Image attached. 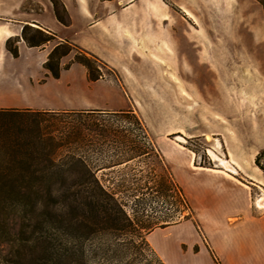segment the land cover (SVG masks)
I'll return each mask as SVG.
<instances>
[{
    "label": "rangeland",
    "instance_id": "1",
    "mask_svg": "<svg viewBox=\"0 0 264 264\" xmlns=\"http://www.w3.org/2000/svg\"><path fill=\"white\" fill-rule=\"evenodd\" d=\"M158 1L166 11L159 24L162 41L140 44L142 57L125 65L101 59L94 64L96 80L77 61L75 48L60 58L58 77L46 69L48 56L42 62L34 48L75 44L52 30L55 38L43 46L22 51L18 46V56L8 50L13 60L1 67L0 91L13 90L18 104L131 111L22 108L7 117L26 147V161L69 164L70 180L84 173L73 164H85L133 221L127 230L95 231L89 221L94 212L76 210L75 195L53 190L51 264L165 263L158 244L186 239L194 226L201 233L192 192L205 175L247 184L253 207L264 213L258 205L264 172L255 164L264 150V9L257 0ZM61 2L69 25L71 15ZM51 10L55 14L52 2ZM86 145L97 146L92 162L83 159ZM253 178L261 181L258 186ZM23 190L29 201L37 199L33 187ZM31 209H25L29 216ZM184 225L189 234L179 228ZM31 229L32 224L26 227ZM25 245L26 264L33 259L34 241ZM168 254L174 257L170 247Z\"/></svg>",
    "mask_w": 264,
    "mask_h": 264
},
{
    "label": "crops",
    "instance_id": "2",
    "mask_svg": "<svg viewBox=\"0 0 264 264\" xmlns=\"http://www.w3.org/2000/svg\"><path fill=\"white\" fill-rule=\"evenodd\" d=\"M63 2L71 15L69 25L62 24L56 18L51 10L50 0H0V74L2 73L3 79L4 69L1 67L13 60L6 47L7 40L17 38L21 51L30 50L22 37L25 24L52 30L62 40H69L111 64L119 62L125 65L138 60L143 54L140 44L150 46L163 39L159 24L166 20V11L158 0ZM34 49L39 50L44 62L51 51V43ZM0 92V109L33 108L45 112L129 111L40 109L18 104L17 99H13L16 97L13 90ZM85 148L88 150L83 159L85 158V162H92L89 158L93 157L94 148L97 149V146L86 145ZM193 167L198 168L196 165ZM210 170L222 171L212 168ZM252 180L256 183H251L256 186L261 182L257 178ZM239 183L208 175L193 183L195 189L192 192V205L201 233L194 226L192 235H188L186 239L169 243L162 241L158 244L159 254L165 264H264V213H258L253 207L247 189L250 186L240 181ZM179 228L189 234L188 226ZM169 247L174 252V257L169 256Z\"/></svg>",
    "mask_w": 264,
    "mask_h": 264
},
{
    "label": "trees",
    "instance_id": "3",
    "mask_svg": "<svg viewBox=\"0 0 264 264\" xmlns=\"http://www.w3.org/2000/svg\"><path fill=\"white\" fill-rule=\"evenodd\" d=\"M55 9L57 19L64 25L69 21L59 11L61 0H50ZM264 9V0H257ZM63 10L65 11V7ZM22 37L30 47H40L55 38V34L40 27L25 24ZM19 39L10 38L6 42L7 49L18 56ZM64 44L67 47H62ZM77 49L75 56L84 64L93 80L97 77L95 63L102 62L97 56L70 42H59L50 51L44 63L46 69L59 76V60ZM87 55H90L88 57ZM19 112L14 108L0 109V264H25L24 250L26 241H34L33 259L26 264H51V193L71 192L75 195L73 206L85 213L94 212L89 218L92 228H110L117 231L129 229L133 221L118 201L114 192H110L101 183L90 167L78 162L73 164L78 172H83L74 179H69L66 172L70 167L66 163L50 162L48 164H32L23 158L27 154L24 143L15 135L8 122L9 115ZM131 111H126L130 113ZM133 114V113H132ZM140 125V119H137ZM26 150V151H25ZM255 164L264 172V150H261ZM33 187L37 199L31 202V195L23 190ZM33 194V195H34ZM78 196V197H76ZM30 205L33 215H27L26 207ZM33 223H32V222ZM50 222V223H49ZM29 224V225H28ZM32 224L31 231L26 227ZM51 225V224H50ZM8 247V250L6 248ZM165 264V263H162Z\"/></svg>",
    "mask_w": 264,
    "mask_h": 264
},
{
    "label": "bare ground",
    "instance_id": "4",
    "mask_svg": "<svg viewBox=\"0 0 264 264\" xmlns=\"http://www.w3.org/2000/svg\"><path fill=\"white\" fill-rule=\"evenodd\" d=\"M181 138V136H179ZM221 163L228 169H232L233 170V166L231 164H229L230 162L228 160H224L221 159ZM258 205L260 206H264V199L263 198H259L258 200Z\"/></svg>",
    "mask_w": 264,
    "mask_h": 264
}]
</instances>
